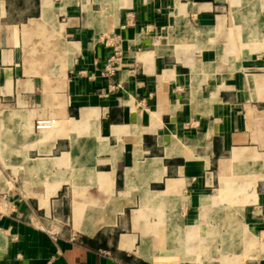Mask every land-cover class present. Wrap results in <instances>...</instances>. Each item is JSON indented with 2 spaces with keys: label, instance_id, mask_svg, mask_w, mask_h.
Wrapping results in <instances>:
<instances>
[{
  "label": "crops",
  "instance_id": "0c3cea01",
  "mask_svg": "<svg viewBox=\"0 0 264 264\" xmlns=\"http://www.w3.org/2000/svg\"><path fill=\"white\" fill-rule=\"evenodd\" d=\"M0 264H264V0H0Z\"/></svg>",
  "mask_w": 264,
  "mask_h": 264
},
{
  "label": "built area",
  "instance_id": "2783aa9c",
  "mask_svg": "<svg viewBox=\"0 0 264 264\" xmlns=\"http://www.w3.org/2000/svg\"><path fill=\"white\" fill-rule=\"evenodd\" d=\"M113 39V38H112ZM111 39V40H112ZM111 40H108V43H111L114 45L115 43H112ZM119 60L118 55L115 53V55H112L109 59L108 62L103 70L104 76H114L115 72L117 71V66L115 65V62Z\"/></svg>",
  "mask_w": 264,
  "mask_h": 264
}]
</instances>
